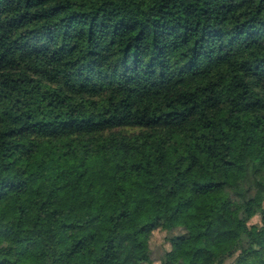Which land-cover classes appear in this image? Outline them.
Listing matches in <instances>:
<instances>
[{"label": "trees", "instance_id": "1", "mask_svg": "<svg viewBox=\"0 0 264 264\" xmlns=\"http://www.w3.org/2000/svg\"><path fill=\"white\" fill-rule=\"evenodd\" d=\"M0 217V264H264V0H0Z\"/></svg>", "mask_w": 264, "mask_h": 264}, {"label": "rangeland", "instance_id": "2", "mask_svg": "<svg viewBox=\"0 0 264 264\" xmlns=\"http://www.w3.org/2000/svg\"><path fill=\"white\" fill-rule=\"evenodd\" d=\"M0 220H1V217H0ZM155 237H156V240L158 239L157 237H159V234H155Z\"/></svg>", "mask_w": 264, "mask_h": 264}]
</instances>
